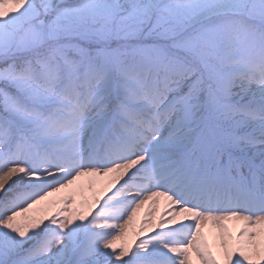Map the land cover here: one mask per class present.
I'll use <instances>...</instances> for the list:
<instances>
[{"label":"snow or ice","instance_id":"1","mask_svg":"<svg viewBox=\"0 0 264 264\" xmlns=\"http://www.w3.org/2000/svg\"><path fill=\"white\" fill-rule=\"evenodd\" d=\"M0 264H264V0H0Z\"/></svg>","mask_w":264,"mask_h":264},{"label":"rangeland","instance_id":"2","mask_svg":"<svg viewBox=\"0 0 264 264\" xmlns=\"http://www.w3.org/2000/svg\"><path fill=\"white\" fill-rule=\"evenodd\" d=\"M58 195H60V194H58ZM85 195H87V189H85ZM227 223H228L229 228L234 230L233 222H227ZM205 231H206V234H209L210 229L209 228H206ZM209 238L211 239V236L210 235H209Z\"/></svg>","mask_w":264,"mask_h":264}]
</instances>
